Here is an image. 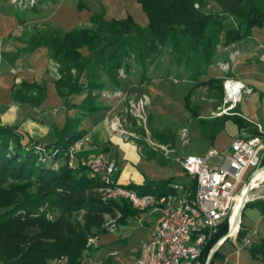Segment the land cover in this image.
<instances>
[{
  "label": "trees",
  "instance_id": "16d2710c",
  "mask_svg": "<svg viewBox=\"0 0 264 264\" xmlns=\"http://www.w3.org/2000/svg\"><path fill=\"white\" fill-rule=\"evenodd\" d=\"M196 1L138 0L148 16L145 25L136 24L131 14L109 20L104 14L94 12L90 16L94 26L73 27L58 33L52 24L46 23L41 30L31 33L24 50L39 45L51 47L49 56L58 63L60 72L54 81L58 95L67 111L75 109V113L68 112L63 128L52 125L55 137L47 142L32 138L29 132L16 125L0 123V180L9 179L15 183L14 187L25 192L19 196L18 190L5 189L0 183V206L9 207L0 212V260L4 264H46L65 254L69 257L67 264H81L88 247V233L99 236L109 231L106 214L113 217L120 212L119 225L127 216L140 212L131 207L127 199L103 198L98 190L103 183L88 174L87 167L65 163L60 168H53L48 164L53 158L60 157L77 138L86 135L82 121L88 113L104 107L97 94L120 87V68L124 69L125 76L129 75L133 69L132 58L138 62L153 61V56L163 47H169L175 67L183 69L185 78L195 83L187 91L184 104L199 121L211 143L227 118L236 121L238 126L246 123L236 113L202 116L191 104V96L196 87L206 85L223 100L222 78L203 76L216 60L219 44L236 42L249 36L253 26L264 25V0H213L218 5L216 9L205 8L203 4L197 6ZM85 46L89 53L84 55L82 49ZM148 77L144 72L140 82ZM45 88L42 80L31 83L22 80L14 88L12 98L39 105L45 100ZM81 93L85 96L80 102L71 100L72 94ZM155 154V151L148 153L149 156ZM261 160L264 165V156ZM172 182L184 183L172 176L146 178L143 184H116L145 194L173 192ZM33 184L39 187L34 196L27 192ZM192 185L195 186V180ZM46 202L59 209L53 218L47 219L38 210ZM255 205L264 214V197L258 198ZM81 209H84V223L73 218L74 211ZM15 210H24L25 214L17 215ZM244 225L243 222L241 238L247 233ZM227 226L225 220L216 236L208 241L202 257L209 253L212 243L227 232ZM252 243L251 254L264 264V236ZM213 260L212 257L210 264Z\"/></svg>",
  "mask_w": 264,
  "mask_h": 264
},
{
  "label": "crops",
  "instance_id": "0c3cea01",
  "mask_svg": "<svg viewBox=\"0 0 264 264\" xmlns=\"http://www.w3.org/2000/svg\"><path fill=\"white\" fill-rule=\"evenodd\" d=\"M133 1H136L137 4L132 1L124 3V5L118 6V9L115 10L117 11L116 13L127 6L130 11L137 12L142 5L140 6L141 3L137 2V0ZM61 5L58 11L60 15L56 17V20L59 19L62 23L70 25L74 22V16H76L78 10L77 8L73 9L70 3H62ZM134 6L138 9L134 10ZM113 12L110 11V13ZM48 19H50V16L38 13L35 8L20 9L18 4L12 0H0V123L3 125H16L18 128L29 132L32 138L40 140L44 138L47 141H51L55 137L52 125L58 126L59 129L63 128L68 112L73 114L75 109L67 111L62 97L58 95L54 82L56 78L52 81L44 77L46 67L50 61H55L49 56L51 47L39 45L29 51H19V48L27 46L29 42L26 34L31 24L36 21L41 23ZM51 20L54 21V18ZM146 21L148 22V18ZM263 44L264 25L262 27L253 26L249 36L236 40V42L219 44L216 50V60L210 64L208 73L203 78L216 76L224 80L225 76H232L235 79L242 80L252 88L251 93H246L238 102L236 109L237 112H240L238 114L246 120V123L243 126H238L236 121L227 118L222 128L216 133L213 143H211L210 139L203 133L202 126L199 123L196 125V119L193 117L190 120V131H188V143L186 144L188 153H203L208 149V146L226 150L234 137L239 135L240 132L253 134L257 130V122H261L264 125V61L259 58V54L263 50ZM132 72L127 75V78L120 80V88L125 93L141 94L145 91L146 83L149 80L143 79L140 82V77L138 79L133 78ZM40 75L44 77V80L37 79ZM21 79H25L28 83L34 80L44 81V86H46L44 102L39 105H29L25 101L14 100L12 98L13 90L22 81ZM46 80L49 82L47 83ZM150 81L154 83V81L159 80L151 78ZM189 81L192 82V80ZM74 95L78 94H72L70 98L75 102H80L85 96L84 93L79 94L81 95V100L77 101L72 98ZM116 107L118 106L114 108L109 106L111 113H114ZM109 113L103 109L90 112L82 121L81 125L86 128V135H84L88 138V141L77 152L76 164L82 158L88 159L98 151H105L118 165V170L113 176V179L118 183L135 182L143 184L146 178L158 179L172 176L178 181H184V183L191 181L190 176L186 180L181 179L182 177L178 178L182 176L181 172H185L179 161L178 163L181 166L174 162L180 156L167 155L163 151H157L155 155L149 156L148 153L155 150L142 152L137 148L138 145L114 135L113 128L109 124ZM186 175L188 176L185 172L183 176L186 177ZM253 194L254 196L262 194V196L254 200L251 199L248 202L256 207L254 208L256 209L255 220L252 219L248 222L243 220V222L247 232L252 233V240L256 241L264 236V214L255 205L258 198L264 197V190H255ZM157 215L156 211L146 213L140 211L132 217L130 215L127 216L125 218L126 221L120 223L117 230L100 233L98 244L92 248L90 256L84 260V263L93 264V262H99V264H104L107 260V262L109 261L108 264H116L114 261L110 262V259L114 260L117 254H110V251L118 250V247L125 248L127 245H122V240H128L130 245L135 248H137L138 244L140 246V242L142 243L143 240L150 236L149 230ZM133 220L135 224L132 223ZM127 225H134L137 228L134 236L122 230L123 226ZM143 225L145 228L142 227ZM101 245L106 246V251L93 254V250ZM121 245L122 247H120ZM216 252L217 254L212 255L214 258L213 264H261L260 260L251 254L250 246L241 248L238 240L234 238L223 241ZM138 254L134 252L131 256L135 257ZM124 260L121 261L122 264ZM46 264H53V258L47 261Z\"/></svg>",
  "mask_w": 264,
  "mask_h": 264
},
{
  "label": "built area",
  "instance_id": "2783aa9c",
  "mask_svg": "<svg viewBox=\"0 0 264 264\" xmlns=\"http://www.w3.org/2000/svg\"><path fill=\"white\" fill-rule=\"evenodd\" d=\"M12 1L17 3L21 0ZM195 4L200 5L198 2ZM262 49L259 58L264 61V44ZM222 90L224 102L219 105L217 115L240 113L236 111L237 104L246 93H251L252 88L242 80L225 76ZM149 100V95L142 93L139 98L130 101L129 110L140 109ZM110 124L113 130L119 125L116 119L111 120ZM256 125L255 133L240 132L226 150L208 146L203 153L189 152L181 155L177 160L191 181L186 184L172 182L173 192L143 194L133 188L116 184L112 175L117 172L118 165L105 151H98L88 159L82 158L78 162L101 180L103 186L98 190L103 198H114L117 201L127 199L131 207L143 213L156 211L158 214L149 230L150 236L140 243L139 254L132 260H124L123 264H208L210 252L225 240L234 238L238 240L241 248L253 244L252 233L247 232L242 238L239 233L245 206L249 200L262 196H254L253 191L255 188H264V165L261 160L264 156V125L261 122ZM87 141L88 138L83 135L64 151L69 165L76 164L77 152ZM157 147L170 155L167 146L158 144L154 150H157ZM137 148L140 149L141 144ZM257 172L260 174L257 175ZM245 190L248 195L244 198L241 208L239 206L237 209L236 198L238 195H244ZM119 215L120 212L117 216L109 215L106 218L109 231L117 230ZM225 220L228 222L227 232L216 239L209 253L202 257L208 241L216 236L219 226ZM97 244L98 236H89L85 258L81 264H86L84 260L90 256L91 249ZM110 254H118V250H111ZM68 259L67 254L61 255L53 259V264H67ZM0 264L4 262L0 260Z\"/></svg>",
  "mask_w": 264,
  "mask_h": 264
},
{
  "label": "rangeland",
  "instance_id": "374dc122",
  "mask_svg": "<svg viewBox=\"0 0 264 264\" xmlns=\"http://www.w3.org/2000/svg\"><path fill=\"white\" fill-rule=\"evenodd\" d=\"M131 1L134 4L136 3V1L133 0H21L17 2V4L20 9L28 10L35 8L38 13L40 12L44 13L45 16H50V19L46 21H42L41 23L40 21H36L31 24L28 33L26 32L27 39H31V33L36 32V30L39 29L41 30L46 23L52 24L55 32L58 33H64L67 30L70 31V29L73 27L83 28L94 26V23L90 20V16L94 12L104 14V17L109 20H111V18L113 17L124 18L128 14H131L134 17L136 24L145 25L148 17L147 14L142 10V7L138 9L136 8L137 5H135L136 7L134 6L133 9L138 10L137 12H132L127 6L123 10L120 9L119 12L116 13L117 11L115 10L118 9V6H122L124 5V3H128ZM196 2L205 5V8H218L217 3L213 0H197ZM62 3H70V6H72L73 9L77 8L78 10L76 16H74V22L70 25H67L64 22L62 23L59 19L56 20V17L60 15L58 11L60 10V6H62ZM110 11L114 12L110 13ZM52 18H54L55 22L51 20ZM168 49L169 47H163V49H161L158 54L153 56V61H148V59H146L143 62H138L133 58L131 59V62L133 63V78H141L144 72H147V74L150 76L147 78L149 82L146 83V89L142 92L149 95L150 100L147 104L140 108L141 110L133 109V111H131L129 110V105L131 100L139 98L142 93H125V91L119 87L113 89V91L110 90L106 91L105 93L100 92V94H97V97L99 102L104 105V107L101 109L105 110L107 113L110 112L109 124L111 120L115 119L117 120V124H119L117 129H112L114 135H118L126 141L133 142L136 145L141 144L142 146L139 150H141L142 152L153 151L158 144H163L170 150V155L181 156L182 154L185 155V153H188L186 144L188 143L187 140L189 136L188 131H190V120L193 119L191 111L184 104L185 96L187 91L194 85V82H191L185 78L183 69L175 67L172 56L168 52ZM19 51H25L24 47L19 48ZM82 51L84 55L89 53V49L86 46L82 49ZM57 67L58 63H55V61L51 60L49 65L46 67V74L44 77L49 78V80L52 81L54 80V78H56L57 80L60 76V72L58 71ZM120 69V72L122 73L120 80L127 78V76H125V73L123 72L124 69ZM41 76L42 75H40L37 79L44 80V77L42 76L41 78ZM151 78H157V80L159 81H154L153 83L150 81ZM192 93L191 104L199 110L202 116H217L216 113L220 109L219 105L224 102V98L222 100L221 98L216 97L215 90H209L208 86L206 85H200L196 87V89L193 90ZM72 98H74V100L80 101L81 95H74L72 96ZM109 106H112L113 108L115 106L118 107H116L114 113H111V110H109ZM53 109L54 108H52V110ZM195 121L196 125H198L199 121ZM43 141L47 142V140H45L44 138ZM158 148L159 147H157V150H155V152L161 151ZM68 162L69 161L67 155L63 153L60 157L50 160L48 164L53 168H60L61 165L65 163L68 164ZM174 162L178 166H181L180 163H178L177 159H175ZM174 171L178 172L177 170ZM184 173L185 172H181L180 174L182 176L178 178L180 179L182 177L181 179L186 180L189 176H183ZM88 174H91L90 170L88 171ZM114 175L115 174L112 175V178ZM0 183L3 187H5V189L10 188V190H18L19 196L25 193L22 188L20 189L19 187H14L13 185L15 183L10 181L9 179H2L0 180ZM255 190H264V188L259 187L255 188ZM38 191V185L33 184L28 187L27 192L34 196ZM8 208L9 207L0 206V212ZM254 208L256 207H254L253 204H247L245 210L243 211V220L247 222L252 219L255 220L256 209ZM38 210L44 213L47 216V219H50L54 217V214L58 212L59 209H57L56 206H52L50 205V203L46 202L40 205ZM15 214H25V211L22 210L21 212L19 210H15ZM83 214L84 209L78 210L77 212L74 211L73 218L76 221L84 223L82 218ZM108 216L109 215L106 214L105 218H108ZM132 223L135 224L134 220ZM142 227L145 228L144 225ZM136 229L137 228L134 225H127L123 226L122 230L134 236V233L137 231ZM92 235L93 233H88V238ZM128 243V240H122L121 244L127 246L125 248L118 247V254L115 255L114 260L110 259V262L114 261L116 262V264H122L121 261H123L124 259H134V257L131 255L134 252L138 254L140 249L139 244L137 248H135L130 245V243ZM122 245L120 247H122ZM105 247L106 246L103 245L99 246V248L93 250V254L105 252ZM108 262L107 260L105 261L106 264H108Z\"/></svg>",
  "mask_w": 264,
  "mask_h": 264
},
{
  "label": "bare ground",
  "instance_id": "6f19581e",
  "mask_svg": "<svg viewBox=\"0 0 264 264\" xmlns=\"http://www.w3.org/2000/svg\"><path fill=\"white\" fill-rule=\"evenodd\" d=\"M263 173H264V168H263V171H262ZM257 175L258 174H260L259 172H257L256 173ZM247 195H248V192L245 190L244 191V195L242 194V195H238V197L236 198V202H237V204H236V208L238 209L239 208V206H240V208H241V205H242V203H243V200H244V198L245 197H247Z\"/></svg>",
  "mask_w": 264,
  "mask_h": 264
},
{
  "label": "water",
  "instance_id": "95a60500",
  "mask_svg": "<svg viewBox=\"0 0 264 264\" xmlns=\"http://www.w3.org/2000/svg\"><path fill=\"white\" fill-rule=\"evenodd\" d=\"M239 212H241V209H239ZM218 245L215 247V249H213L211 252H210V254L208 255V258H209V260H208V264H210V262H211V259H212V255L213 254H215V252H216V250L218 249Z\"/></svg>",
  "mask_w": 264,
  "mask_h": 264
}]
</instances>
